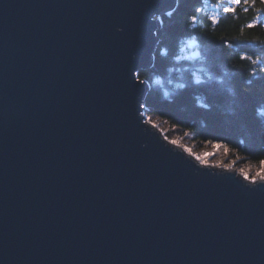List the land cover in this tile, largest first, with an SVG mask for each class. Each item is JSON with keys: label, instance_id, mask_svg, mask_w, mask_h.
Instances as JSON below:
<instances>
[{"label": "water", "instance_id": "water-1", "mask_svg": "<svg viewBox=\"0 0 264 264\" xmlns=\"http://www.w3.org/2000/svg\"><path fill=\"white\" fill-rule=\"evenodd\" d=\"M167 2L0 0V264H264V187L142 123Z\"/></svg>", "mask_w": 264, "mask_h": 264}, {"label": "trees", "instance_id": "trees-1", "mask_svg": "<svg viewBox=\"0 0 264 264\" xmlns=\"http://www.w3.org/2000/svg\"><path fill=\"white\" fill-rule=\"evenodd\" d=\"M217 2L227 6L230 0H207L208 4ZM199 6L203 7V4ZM242 9L243 6L236 15L222 14L219 25L213 29L207 19L210 8H204L198 14L197 24L187 26V33L190 34H184L181 22L186 20V13L191 11V7L182 8L179 15L173 18L162 16L164 24L161 31L156 32L159 43L153 65L151 69L140 72V76L148 77L145 82L149 90L143 102L144 113L149 120L157 116L168 121L175 129L187 133L193 141L226 143L229 148L235 149L236 155L257 164L259 159L264 158V139L254 128L245 133L243 125L234 122L233 113L237 111L238 94L248 95L245 89L250 88L255 93L250 105H255L258 119L264 118V107L260 103L264 89L255 85V81L264 75L259 72V68L264 67V49L261 48L264 27L252 30L246 27L256 9L264 12V5L257 3L248 13ZM190 40L194 41L192 48L186 46ZM240 41H248L249 44L238 46ZM193 51L199 53L197 60L190 57ZM240 55L259 56L260 63L252 66L248 61H240ZM253 69L257 74L250 83L247 73ZM236 73L242 74L234 75ZM196 77L200 79L199 85ZM208 85L220 89L212 113L205 108L209 100ZM217 136L225 139H215Z\"/></svg>", "mask_w": 264, "mask_h": 264}, {"label": "snow or ice", "instance_id": "snow-or-ice-1", "mask_svg": "<svg viewBox=\"0 0 264 264\" xmlns=\"http://www.w3.org/2000/svg\"><path fill=\"white\" fill-rule=\"evenodd\" d=\"M259 3L260 5H264V0H230L227 6H224L222 3H213L208 4L207 0H169V2L165 3L166 7L163 5L160 10L156 13H153L150 15L149 20L151 21H159L160 22V28H157V32L161 31V28H163L164 21L162 19V16H167L168 18H173L176 15H179L182 8L185 7H191V11L186 13V20L182 21L184 34H190L187 33V26L188 25H196L198 21V14L204 11V8H210L209 15L207 17L208 21L212 25L213 29H215L216 26L219 25L221 15L223 16H229V15H236L237 10L243 6V12L248 13L251 11L255 5ZM203 4V7L199 6ZM148 20V21H149ZM246 27L249 30L258 28V27H264V12H262L261 9H256L255 15L250 23L246 24ZM114 30L116 33L122 34L125 29L122 26H115ZM241 32H243V29H240ZM155 36L156 33H153ZM159 43V41H158ZM253 44L255 42H252ZM248 41H240L238 42V46H245L248 45ZM187 47L191 48L194 46V41H188ZM231 46V45H226ZM261 48L264 49V42H261ZM195 55V53L193 54ZM162 59H167V57H163ZM240 61H248L252 66H256L258 63H260V57L256 56V58H253L252 55H240L239 57ZM128 85L129 87H135L136 85H144L145 80L148 78L145 76L144 78H141L140 76V69L136 68L135 65L128 67ZM259 72L264 74V67L259 68ZM242 73H236L234 75H241ZM256 70L253 69V71H250L247 73V77L249 78V82L252 83V79L256 77ZM133 79L135 80V83H133ZM211 79V77H209ZM198 85L200 84L199 77H196ZM255 85L259 87L260 89H264V75L260 77L259 80L255 81ZM204 86V85H201ZM178 87L183 88V85H179ZM245 91L248 93V95L244 94H238V98L236 100L237 104V111L233 113V116L236 118L234 122L240 123L243 125L245 129V133L248 132L250 128H254L255 132L258 134V136L262 139H264V118L258 119L256 116V108L255 105H250V101L254 99L255 93L252 92L250 88H246ZM220 94V89L216 87L215 85H208L207 86V95H208V102L205 104V108H207L209 113H212V108L214 106L215 98ZM261 107H264V95H261ZM145 105L141 104L140 108H143ZM142 123L148 125L150 124L152 128H158L159 125L156 123H153L151 120H143ZM165 123H168V121H165ZM222 126H224L222 124ZM187 135V133H185ZM215 139H225L223 136H217L214 137ZM165 141L169 145H177L178 140L176 139H168L167 136L164 137ZM211 143V141H209ZM240 143H244V141H241ZM213 149H220L222 150V154L224 156H227L229 152H233L235 154L234 148H229L226 143H216L212 144ZM183 151L187 153L189 156H191L197 164L200 166H207L208 165V155L209 153L205 154H193L190 149L183 148ZM237 159H241L239 155L236 156ZM264 162V158H261L257 161V164ZM233 162H230L228 164H223L222 161H217L213 166L215 167H223L225 170H229L233 168ZM253 168V165H244L238 169H236L237 174L243 179V181L246 182V184H251L253 187L249 188V190H256L257 188L264 187V181H257L253 180L252 175H250L251 169ZM246 187V186H245Z\"/></svg>", "mask_w": 264, "mask_h": 264}, {"label": "rangeland", "instance_id": "rangeland-1", "mask_svg": "<svg viewBox=\"0 0 264 264\" xmlns=\"http://www.w3.org/2000/svg\"><path fill=\"white\" fill-rule=\"evenodd\" d=\"M145 117H146V115H145ZM146 120H149V119L146 117ZM151 121L153 123H156L159 125V127L157 129H159L163 133L164 137L167 136L168 139L178 140L179 146L190 149L193 154L209 153L210 154V155H208V164L209 165H214L215 162H217V161H222L223 164H228V163L234 161L233 168H232L234 170H236V169H238L244 165H253V166L258 167V164H252L249 161H246L242 158L237 159L236 158L237 155L234 154L233 152L232 153L229 152V154L227 156H224L222 154V150L213 149L212 144H215V143L193 141L190 137L185 135V132H182V131L175 129L170 124L165 123L164 120H162L161 118H159L157 116H153L151 118ZM252 174H253V172L251 170L250 175H252Z\"/></svg>", "mask_w": 264, "mask_h": 264}, {"label": "clouds", "instance_id": "clouds-1", "mask_svg": "<svg viewBox=\"0 0 264 264\" xmlns=\"http://www.w3.org/2000/svg\"><path fill=\"white\" fill-rule=\"evenodd\" d=\"M251 170L253 180L264 181V162L260 163L258 167L253 166Z\"/></svg>", "mask_w": 264, "mask_h": 264}, {"label": "bare ground", "instance_id": "bare-ground-1", "mask_svg": "<svg viewBox=\"0 0 264 264\" xmlns=\"http://www.w3.org/2000/svg\"><path fill=\"white\" fill-rule=\"evenodd\" d=\"M178 145V144H177ZM179 146V145H178ZM185 148V147H184ZM209 165V164H208Z\"/></svg>", "mask_w": 264, "mask_h": 264}]
</instances>
